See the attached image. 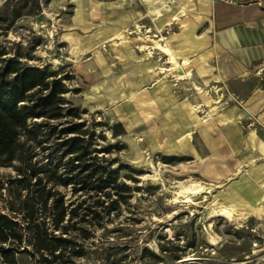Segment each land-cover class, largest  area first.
Instances as JSON below:
<instances>
[{
	"label": "rangeland",
	"instance_id": "rangeland-1",
	"mask_svg": "<svg viewBox=\"0 0 264 264\" xmlns=\"http://www.w3.org/2000/svg\"><path fill=\"white\" fill-rule=\"evenodd\" d=\"M137 1L142 12L152 13L153 18L165 16L170 24L162 29L158 22L156 30L153 25L139 22L124 28L116 27L112 21L106 23L101 18L102 11L113 18L118 0H0V57H15L24 65L44 70L48 79L58 80L65 90L61 103L55 105L54 119H28L27 127L18 131L12 157L0 154V212L13 215L9 205L16 208L28 195L38 197L41 187L43 194H53L47 200L49 208L55 192L62 195L65 204L82 201L79 216L85 207H94L96 213L87 212L84 220L77 216L71 221H78L74 227L82 231L74 230L71 235L84 249V255L75 258L73 264H264V201L251 210L235 208L214 199L210 187L208 193L204 190L193 196L192 202H184V195H178L183 186L192 181L206 186L197 176L184 174L191 157L181 146L192 140L193 133H180L173 118L171 122L154 110L143 116L146 123L140 130H133L132 87L127 85L126 99L116 98L119 84L113 79L97 88L102 98H95L90 90L93 84L76 66L72 53L77 39H85L89 46L99 44L111 53L119 51V47H132L144 58L161 51L167 57L157 55V63H151L155 67H147L154 86L132 96L136 105L153 106L151 97L158 99L157 96H165L175 104L186 100L183 102L189 105L193 121L210 123L214 106L225 105V89L211 79L201 82L192 72L211 58L208 37L204 38L205 51L199 55L189 51L188 56L176 58L179 52L174 54L169 47L174 48V43L182 40L190 49L196 40L195 32L206 31L203 24L209 0H187L182 4ZM84 10L88 19L81 24L75 19ZM17 11L20 15L13 20ZM168 32L173 40H169ZM141 45L146 47L141 49ZM162 47L170 50L176 65L167 62L169 54ZM184 59L189 64H183ZM111 64L106 69L113 68L108 73L114 74L116 63ZM101 65L105 71L104 63ZM34 91L33 97L40 94ZM89 99L93 102L88 103ZM169 124L173 126L171 131ZM72 128L74 132H69ZM76 135L83 140L79 144L83 150L78 153L85 154L79 167L73 168L77 161L72 159L77 154H66L63 142ZM88 163L93 166L82 175L98 168L95 180L110 177L113 184L101 191L76 193L72 184H56L57 175L74 176ZM17 179L22 181L18 183ZM37 182L40 184L35 185ZM123 184L129 188H123ZM16 257L17 264H36L27 253Z\"/></svg>",
	"mask_w": 264,
	"mask_h": 264
},
{
	"label": "crops",
	"instance_id": "crops-1",
	"mask_svg": "<svg viewBox=\"0 0 264 264\" xmlns=\"http://www.w3.org/2000/svg\"><path fill=\"white\" fill-rule=\"evenodd\" d=\"M118 1L113 18H108V12L102 11L101 18L106 23L112 21L116 27L124 28L139 22L148 27L153 25L156 30L158 22L162 29L170 24L165 16L153 18L152 13L142 12L137 0ZM164 1L167 4H182L187 0ZM205 9L207 15L203 29L206 31L195 32L196 40L191 43L192 47L189 49L182 40L179 44L174 43V48L169 47L174 54L179 52L176 58L188 56L189 51L199 55L205 51V36L209 38L211 58L192 70L201 82L211 79L219 88L225 89V105L214 106L209 124L191 119L189 105L183 102L186 100L175 104L165 96H157L158 99L151 97L154 107L149 104L138 107L134 102L133 95L143 90L150 91L154 86V79L149 77L151 71L147 67L157 63V55L167 57L161 51L144 58L132 47H119V51L111 53L98 47L99 44L89 46L85 39H77L72 54L83 77L93 84L90 90L91 94L97 96L95 98H102L97 88L113 79L119 84L116 98L122 96V99H126L129 95L127 85L132 87L130 116L133 130H140L141 124L146 123L143 116L154 110L157 115L169 117V121L173 118V125L180 133L191 131L192 140L181 146L183 152L187 150L185 155L191 157L184 174L197 176L204 181L211 187L210 194L214 199L235 208L251 210L264 201V0H209ZM87 13L84 10L78 17L82 19L81 22L78 19L75 21L84 24L88 19ZM161 28L158 32L162 31ZM168 35L171 40V33L168 32ZM101 63H104L105 71L107 65L116 63L115 73H108L113 68L105 72ZM198 63L202 61L198 60ZM218 100L221 99L215 102L218 103ZM92 102L89 99L88 103ZM169 125L171 131L173 126ZM150 133L148 129V135ZM171 139H175V135Z\"/></svg>",
	"mask_w": 264,
	"mask_h": 264
},
{
	"label": "trees",
	"instance_id": "trees-1",
	"mask_svg": "<svg viewBox=\"0 0 264 264\" xmlns=\"http://www.w3.org/2000/svg\"><path fill=\"white\" fill-rule=\"evenodd\" d=\"M19 15L17 11L13 15V20ZM34 90H38L37 94H40L33 97ZM62 93H65V90L62 89L61 83L53 78L48 79L44 70L24 65L15 57L7 59L0 57V154L9 153L8 159L12 157L18 131L27 127L28 119L39 117L54 119L55 105L61 103ZM72 130L69 132H74V128ZM82 141V138L76 135L63 142V145L67 146L66 154H77L72 159L73 162L77 161L73 163V168L79 167L77 164L85 154L84 151L78 153L83 150V147L79 146ZM92 166L89 163L84 165L74 176L63 178L57 175L56 184H72L73 193L89 189L101 191L113 184L114 181L110 180L109 176V178L99 176L95 180L97 173L100 172L98 168H93L82 175ZM76 177H79L78 181ZM21 181L17 179L18 183ZM39 184L40 182L35 183ZM122 187L129 188L125 184ZM43 190L44 187H41L38 197L28 195L20 200L16 208L12 204L9 205V211L13 215L0 212V260L3 264H17L16 256L19 253L29 254L36 264H73L75 258L84 255L83 247L78 245V241L71 235L74 230H82L74 227L78 221H71L77 216L84 220L87 212L96 213L95 208L85 207L83 209L85 211L79 216L78 209L82 201L76 205L73 201L65 204L62 195L56 192L49 208L47 200L53 194L49 191L43 194ZM97 204L99 205L98 202Z\"/></svg>",
	"mask_w": 264,
	"mask_h": 264
},
{
	"label": "bare ground",
	"instance_id": "bare-ground-1",
	"mask_svg": "<svg viewBox=\"0 0 264 264\" xmlns=\"http://www.w3.org/2000/svg\"><path fill=\"white\" fill-rule=\"evenodd\" d=\"M183 9V8H182ZM183 15V14H182ZM177 19V21H179L178 20V18H176ZM174 20V19H173ZM176 21V22H177ZM182 22L180 21V24H181ZM183 24V23H182ZM187 24H188V22H187ZM189 25V24H188ZM180 26H183V25H180ZM183 27H185V26H183ZM186 27H187V25H186ZM189 29V28H188ZM179 35V34H178ZM116 38H117V36H115ZM209 39V38H208ZM146 46H144V45H141L140 46V48L141 49H143V48H145ZM162 50L167 54H169L168 56H169V58H168V63H174L175 65L177 64V62H176V60H175V58H174V56L171 54V52H170V50H168L167 48H165V47H162ZM189 62L190 61H188V59H184L183 60V64H189ZM182 76V75H181ZM218 78V77H217ZM218 80V79H217ZM207 186V185H206ZM204 186V185H202V184H200L199 182L197 183V182H195V181H192L191 183H189V184H187V185H185V186H183L182 188H181V190L180 191H178V195H184V202H192V197L193 196H195V195H197V194H199V193H201V192H204V190H206V192H208L209 190H210V186ZM183 259H189V257H185V258H183Z\"/></svg>",
	"mask_w": 264,
	"mask_h": 264
}]
</instances>
